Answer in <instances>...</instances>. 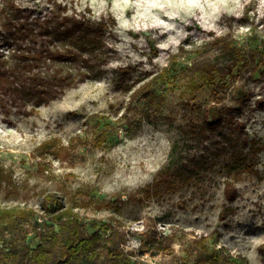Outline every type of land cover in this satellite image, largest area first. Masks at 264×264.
I'll use <instances>...</instances> for the list:
<instances>
[{
	"label": "rangeland",
	"instance_id": "obj_1",
	"mask_svg": "<svg viewBox=\"0 0 264 264\" xmlns=\"http://www.w3.org/2000/svg\"><path fill=\"white\" fill-rule=\"evenodd\" d=\"M14 1L37 30V20L51 13L52 0ZM56 1L73 14L113 18L105 32V62L96 63L62 97L35 107L0 91V206L40 211L42 197L54 192L82 218H118L129 234L125 248L140 264H197L194 239L202 236L210 248L224 246L230 264H264V106L255 103L264 97V65L251 78L236 70L214 75L192 99L187 88L194 51L228 32L230 22L243 50H264V0ZM4 3L0 0V19ZM12 53L0 41V57ZM120 67L127 71L118 72ZM153 75L159 78L152 87L165 102L148 121L140 112L141 99L130 102L132 89L123 84L138 85ZM247 89L238 120L258 151L253 172L231 175L233 200L224 196L228 174L221 159L195 184L175 190L149 186L182 136L187 101V107L214 102L238 107ZM226 205L232 211L220 219ZM153 223L161 234L174 235L171 247L139 255L141 232Z\"/></svg>",
	"mask_w": 264,
	"mask_h": 264
},
{
	"label": "trees",
	"instance_id": "obj_2",
	"mask_svg": "<svg viewBox=\"0 0 264 264\" xmlns=\"http://www.w3.org/2000/svg\"><path fill=\"white\" fill-rule=\"evenodd\" d=\"M1 11L0 41L11 46L13 53L10 58L0 57V91L20 105L35 107L58 99L84 81L96 63L104 64L108 49L105 32L108 24L114 23L110 16L73 14L66 4L52 0L51 13L45 20H37V30L14 0H5ZM230 23L228 32L201 46L204 50L194 51L187 66L192 75L187 83L189 99L214 75H232L236 70L251 78L262 70L264 50H243L234 40ZM117 71L124 72L127 68L120 67ZM158 78L153 75L138 85L126 81L123 84L124 89H132L130 102L141 99L140 112L148 121L153 120L165 102L164 95L152 87ZM245 93L238 99V107L215 102L210 106L189 107L187 101L182 136L173 142L167 163L149 186L175 190L182 184H195L217 164L215 160L221 159L228 174L224 196L233 200L236 187L231 175L253 172L258 151L238 120L249 96L248 89ZM255 103L263 107L264 97ZM47 143L43 142L41 148L46 149ZM54 146L58 152L59 146ZM2 175L0 171V188ZM230 211L231 206H224L220 219H225ZM128 235L118 218L109 221L82 218L54 192L42 197L40 211L33 207L0 206V264H140L133 258L134 251L125 248ZM173 240V234H161L153 223L141 232L136 251L139 255L164 252ZM194 250L197 264L233 262L224 246L210 248L205 236L194 239Z\"/></svg>",
	"mask_w": 264,
	"mask_h": 264
}]
</instances>
